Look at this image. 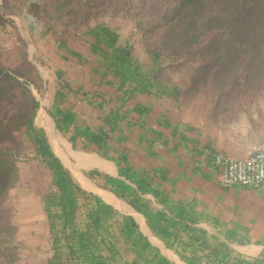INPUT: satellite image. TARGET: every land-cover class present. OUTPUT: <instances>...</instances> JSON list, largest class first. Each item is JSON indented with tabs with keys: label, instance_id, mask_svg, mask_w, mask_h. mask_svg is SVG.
<instances>
[{
	"label": "crops",
	"instance_id": "crops-1",
	"mask_svg": "<svg viewBox=\"0 0 264 264\" xmlns=\"http://www.w3.org/2000/svg\"><path fill=\"white\" fill-rule=\"evenodd\" d=\"M36 49L33 133L47 155L25 138L13 189L30 186L42 264H264V184L224 187L215 164L249 152L190 114L133 31L100 19Z\"/></svg>",
	"mask_w": 264,
	"mask_h": 264
},
{
	"label": "rangeland",
	"instance_id": "rangeland-1",
	"mask_svg": "<svg viewBox=\"0 0 264 264\" xmlns=\"http://www.w3.org/2000/svg\"><path fill=\"white\" fill-rule=\"evenodd\" d=\"M173 4L174 0H0V12L6 19L0 29V68L30 73L39 86L45 76L39 61L44 60L36 49L39 44L68 38L100 19L119 22L135 33L143 50L162 52L165 74L182 82L190 114L212 130L223 146L234 154L250 152L255 146L264 148V66L257 71L256 61L249 65L241 53L228 70L217 73V66L206 70L204 64L211 58H203L193 47L183 52L175 37L178 28L169 32L163 12ZM203 73L208 74L206 79L194 80ZM35 83L30 88L41 97ZM26 166L29 183L36 168ZM29 187L23 191L12 188L5 201L17 226L16 264H42L34 250L44 243V236L39 238L37 222L30 217Z\"/></svg>",
	"mask_w": 264,
	"mask_h": 264
},
{
	"label": "trees",
	"instance_id": "trees-1",
	"mask_svg": "<svg viewBox=\"0 0 264 264\" xmlns=\"http://www.w3.org/2000/svg\"><path fill=\"white\" fill-rule=\"evenodd\" d=\"M163 15L169 32L178 28V48L184 52L193 47L203 58H211L204 64L206 70L212 66H217V73L228 70L233 58L241 53L248 57L249 65L256 61L257 71L264 66V0H174ZM5 24L0 12V29ZM150 51L158 65L165 63L160 50ZM207 75L195 76L194 80L206 79ZM32 83L30 73L0 68V264H16L19 255L17 226L5 201L19 180L18 160L24 139L41 148L39 156L47 155L45 140L33 133L39 100L30 88ZM21 135L23 138H19ZM49 165L60 169L53 163Z\"/></svg>",
	"mask_w": 264,
	"mask_h": 264
},
{
	"label": "built area",
	"instance_id": "built-area-1",
	"mask_svg": "<svg viewBox=\"0 0 264 264\" xmlns=\"http://www.w3.org/2000/svg\"><path fill=\"white\" fill-rule=\"evenodd\" d=\"M215 164L219 169L220 184L224 187L233 184L259 187L264 184V148L253 147L248 155L234 158L217 153Z\"/></svg>",
	"mask_w": 264,
	"mask_h": 264
}]
</instances>
